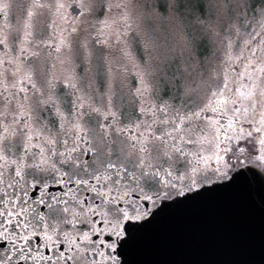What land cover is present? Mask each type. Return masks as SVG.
I'll use <instances>...</instances> for the list:
<instances>
[{
	"label": "snow or ice",
	"instance_id": "obj_1",
	"mask_svg": "<svg viewBox=\"0 0 264 264\" xmlns=\"http://www.w3.org/2000/svg\"><path fill=\"white\" fill-rule=\"evenodd\" d=\"M140 7L31 0L0 30V264L89 247L88 264H133L178 205L264 185V0H164L178 55Z\"/></svg>",
	"mask_w": 264,
	"mask_h": 264
},
{
	"label": "water",
	"instance_id": "obj_2",
	"mask_svg": "<svg viewBox=\"0 0 264 264\" xmlns=\"http://www.w3.org/2000/svg\"><path fill=\"white\" fill-rule=\"evenodd\" d=\"M129 256L133 264H264V185L251 195L205 196L178 205Z\"/></svg>",
	"mask_w": 264,
	"mask_h": 264
},
{
	"label": "rangeland",
	"instance_id": "obj_3",
	"mask_svg": "<svg viewBox=\"0 0 264 264\" xmlns=\"http://www.w3.org/2000/svg\"><path fill=\"white\" fill-rule=\"evenodd\" d=\"M140 7V12L144 15L142 27L143 29L156 40L159 45L160 52L163 55L169 54V49H174L176 54H179V42L180 37L177 34L173 25L165 18H163L159 13L162 11L159 8L160 4L164 3V0H137ZM259 17L252 20L251 13H249V20L253 27L259 25ZM135 26V25H134ZM191 28L188 29L191 32ZM251 31V28L247 29ZM243 31V29H242ZM213 46L208 45L207 51L202 50V56H211ZM219 55V53H217Z\"/></svg>",
	"mask_w": 264,
	"mask_h": 264
},
{
	"label": "flooded vegetation",
	"instance_id": "obj_4",
	"mask_svg": "<svg viewBox=\"0 0 264 264\" xmlns=\"http://www.w3.org/2000/svg\"><path fill=\"white\" fill-rule=\"evenodd\" d=\"M0 2H7L10 4V8L7 10V19H5L3 13H0V30H2L4 28V25L7 23L9 27V31H11L12 33H15L16 29L21 26L20 22L26 16L25 9L31 3V0H0ZM0 35H3V31H0ZM93 239H95V237ZM38 243L40 244V247H39L40 252H44L46 255L51 254L47 252L46 249L44 248L43 241L42 240L37 241L36 239H33V241L31 242V249L33 253L37 251ZM63 247H67V246L64 245ZM83 247L84 246L82 245V248ZM93 251L94 249L92 247H89L86 255L77 254L76 264H88V260L91 259ZM105 251L107 250L105 249ZM97 259H102V258L97 257ZM119 260L121 264H123L122 256L119 257ZM29 264H33V262L29 261ZM36 264H46V262L37 261ZM60 264H63V262L61 261Z\"/></svg>",
	"mask_w": 264,
	"mask_h": 264
}]
</instances>
